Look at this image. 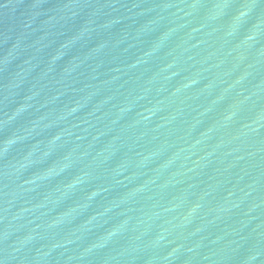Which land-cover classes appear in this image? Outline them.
<instances>
[{
  "label": "water",
  "instance_id": "obj_1",
  "mask_svg": "<svg viewBox=\"0 0 264 264\" xmlns=\"http://www.w3.org/2000/svg\"><path fill=\"white\" fill-rule=\"evenodd\" d=\"M0 264H264V0H0Z\"/></svg>",
  "mask_w": 264,
  "mask_h": 264
}]
</instances>
